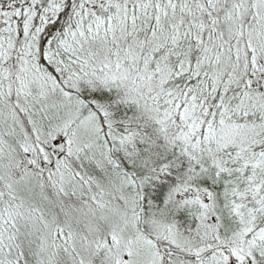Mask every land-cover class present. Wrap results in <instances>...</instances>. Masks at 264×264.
I'll use <instances>...</instances> for the list:
<instances>
[{
    "label": "snow or ice",
    "instance_id": "6c2138e0",
    "mask_svg": "<svg viewBox=\"0 0 264 264\" xmlns=\"http://www.w3.org/2000/svg\"><path fill=\"white\" fill-rule=\"evenodd\" d=\"M0 264H264V0H0Z\"/></svg>",
    "mask_w": 264,
    "mask_h": 264
}]
</instances>
